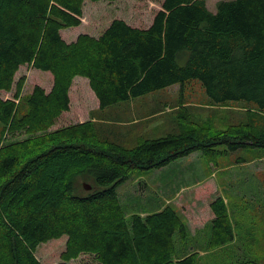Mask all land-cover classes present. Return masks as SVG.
<instances>
[{
	"label": "trees",
	"instance_id": "trees-1",
	"mask_svg": "<svg viewBox=\"0 0 264 264\" xmlns=\"http://www.w3.org/2000/svg\"><path fill=\"white\" fill-rule=\"evenodd\" d=\"M85 1L0 0V264H43L38 247L64 236L57 264L83 253L99 264H200L202 249L188 244L176 208L128 217L117 187L136 168H163L194 152L215 161L264 148V124L251 118L264 119V0H218L215 10L209 0H164L146 27L115 17L99 35L68 42L63 29L81 24ZM26 64L52 73L50 90L36 84L23 93L26 76L16 74ZM78 75L98 111L197 79L212 103H246L249 118L225 129L180 122L182 130L134 146L96 115L51 131L71 109ZM21 132L26 138L14 139ZM198 195L209 197L213 213L208 249L234 240L224 197Z\"/></svg>",
	"mask_w": 264,
	"mask_h": 264
},
{
	"label": "rangeland",
	"instance_id": "rangeland-1",
	"mask_svg": "<svg viewBox=\"0 0 264 264\" xmlns=\"http://www.w3.org/2000/svg\"><path fill=\"white\" fill-rule=\"evenodd\" d=\"M163 1L86 0L81 24L63 29V34L68 42L83 33L97 36L115 17L146 27L162 8ZM217 2L209 0V8L215 10ZM23 75L26 76L24 94L30 93L36 84L50 90L51 72L26 64L17 72L16 80ZM1 95L12 97L13 92L3 91ZM182 98L186 100L181 102ZM71 99L70 111L59 117L51 131L90 119L89 110L98 106L95 93L82 76L73 84ZM183 103L185 114L182 113L184 108L179 107ZM247 107L243 102L212 103L203 83L194 79L183 89L176 84L106 107L99 110L97 116L116 127L118 136L126 138L122 139L123 144L134 146L145 137L156 138L180 131L184 126L179 123L187 124L189 120L214 129H225L230 124L247 121ZM251 118L257 125L264 124V119L258 116ZM26 136L21 132L14 139L21 140ZM11 140L8 134L2 144ZM219 149H225V146ZM207 190L224 197L231 221L235 224L234 240L213 250L208 249L209 223L213 218L208 206L209 197L198 195ZM117 191L128 217L134 212L146 214L167 205L176 208L188 224L191 233L188 244L192 249H202L200 264H264V148L241 147L220 154L215 161L194 152L163 168H136L130 178L117 187ZM66 240L64 236L41 244L37 256L42 263L57 264L66 248ZM177 244H181L178 239ZM69 264L99 263L94 254L83 253Z\"/></svg>",
	"mask_w": 264,
	"mask_h": 264
},
{
	"label": "crops",
	"instance_id": "crops-1",
	"mask_svg": "<svg viewBox=\"0 0 264 264\" xmlns=\"http://www.w3.org/2000/svg\"><path fill=\"white\" fill-rule=\"evenodd\" d=\"M79 77V76H78ZM77 77V78H78ZM77 78L74 80V81H76L77 80ZM80 79H81V77H80ZM79 81V80H78ZM92 109H95V110H92ZM90 111H89V114H91V115H96L97 116V113H98V106L97 107H94V108H92ZM220 196V195H219Z\"/></svg>",
	"mask_w": 264,
	"mask_h": 264
},
{
	"label": "water",
	"instance_id": "water-1",
	"mask_svg": "<svg viewBox=\"0 0 264 264\" xmlns=\"http://www.w3.org/2000/svg\"><path fill=\"white\" fill-rule=\"evenodd\" d=\"M84 186L88 190L92 188V185L89 182H84Z\"/></svg>",
	"mask_w": 264,
	"mask_h": 264
}]
</instances>
